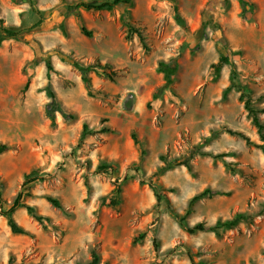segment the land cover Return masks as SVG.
<instances>
[{
    "label": "rangeland",
    "instance_id": "374dc122",
    "mask_svg": "<svg viewBox=\"0 0 264 264\" xmlns=\"http://www.w3.org/2000/svg\"><path fill=\"white\" fill-rule=\"evenodd\" d=\"M75 1L0 0L1 25L19 33L0 45V264H85L93 252L99 264H264V157L228 133L264 143L239 101L243 93L257 111L264 137V0H122L111 12L67 15ZM121 16L147 49L125 38ZM227 51L230 88L229 66L211 74ZM179 52L165 86L157 63ZM72 62L92 66L91 94ZM183 160L191 172L168 166ZM32 171L37 181L21 188ZM20 191L44 221L17 208L25 234H13L2 213ZM172 213L188 227L246 219L219 235L188 234Z\"/></svg>",
    "mask_w": 264,
    "mask_h": 264
},
{
    "label": "trees",
    "instance_id": "16d2710c",
    "mask_svg": "<svg viewBox=\"0 0 264 264\" xmlns=\"http://www.w3.org/2000/svg\"><path fill=\"white\" fill-rule=\"evenodd\" d=\"M238 2L243 8L247 5V3L244 0H238ZM121 3H122V0H110V1L100 2L97 4L85 2L83 0H76L73 3L66 5L65 9H66L67 15H73L75 17H79L80 11H83V12H111L112 10L117 8ZM173 11H174V19H175L176 23L178 25H180L181 27L185 28L184 22H183L182 18L180 17V15L178 14L176 7H174V6H173ZM120 20H121L122 25L126 28V31H127V35L125 36V38L128 40L131 38V36L133 34H136L138 39L142 43L143 49H147V47L143 43V37L141 36L140 32L133 29V27H131V25L125 21L124 17L121 16ZM1 23H2V21L0 20V45L5 40H16L17 41L19 39V33L17 31L11 30L10 28L3 27L1 25ZM80 30H81V33L85 37L91 36V33L86 31L83 27H81ZM180 55H181V52H179L177 55L169 58L166 61H159L157 63V71L162 75V80H163L165 86H171L174 79H175V76H176V74L178 72V68H179L178 59L180 58ZM72 66L79 72L81 82L85 86L87 93L91 94L90 79L87 77V73H88V71H90L92 69V66H90V65L84 66L78 62H72ZM224 66H229L231 68V70L229 72V83H230L229 88L233 87L235 85L234 79H235L236 73L234 70V63L231 60L230 52H228V51L224 52V53H220L218 55L216 63L211 65L212 80L214 81L219 77V73ZM46 67H47V70L49 71L50 70L49 65H47ZM97 67H99V66L97 65ZM47 93L51 97L52 101L46 105L45 112H46L47 118L50 121H53L54 120V114L53 113L56 110L55 109L56 107H55V103L53 102L52 93H50L49 90H47ZM160 94H161V89L158 91V93L152 95V97H151L152 101L158 100ZM244 98H245L244 94L241 93L239 96V101L242 102L243 109L247 113V116L250 119L253 126L257 129V133L260 136V140L263 141L264 137L261 135V131H262L263 127L258 120L257 111H255L252 108V106H250V102L247 99L244 100ZM63 117L64 118H70L69 116H65V115H63ZM82 130H83L82 137H84V134L87 130V127L83 126ZM101 132L109 133L111 131H110V129L102 128ZM228 133L231 135L240 137L241 139H243L245 141V143L247 145H253V146L257 147L258 149H260V151L264 157V143H262L261 145H254L253 143H251L249 141V139L246 136L242 135L241 133H235L232 131H228ZM134 142H135V140H134ZM5 150H7V147L0 146V153L5 151ZM203 155H206V154H203ZM224 157H225L224 154H220V155H215L212 158L221 159ZM161 160H164L163 157L161 158ZM168 166H183L187 169L188 172H191V166L188 163V161H186V160L176 161V162L174 161V162L168 164ZM156 175H157V173H155L153 175V177H155ZM35 181H37L36 172L32 171L29 174L23 176V180L21 182V188H24L25 186L32 184ZM149 186L153 190L155 197H156V201L158 203L161 200V197L158 195L156 189L154 187H152V183H150ZM118 191H119V187L117 188V192ZM208 194H209V192L205 190V191H202L201 193L193 196L192 198H190V200L188 201V206H187V209L185 210L184 215L188 214L190 208L192 207V205L195 202L205 198ZM25 196H26V193H24L22 191L18 192L16 194V196L14 197L9 209L2 213L6 217V221H7L8 227L10 229V232L13 234H25V231L15 223V221L12 217L14 211L17 208L24 207L22 205V200ZM46 200L53 207H55L57 209H61V206L59 205V203L56 200L49 198V197H47ZM0 203H1V193H0ZM113 204H114V202L109 203L110 206H112ZM24 208H25V210L29 216H31L36 222L42 224V222L44 221L43 218L38 216L35 213V210L33 207L25 206ZM172 215L175 219L178 220L179 226L182 227L183 230L185 232H187L188 234H195L197 232H202V231L208 230L210 232H213L215 235H219L220 232H222L224 230L232 229L239 222L244 221L246 219V217L243 215H236L231 220L224 221V222H217L212 227L205 228L201 224H196V225H193L191 227H188L183 223L182 217L178 216L176 213H172ZM143 236H144L143 234H141V235L139 234L137 239L140 240ZM85 264H99V255L97 253L93 252L91 254L90 261L85 263Z\"/></svg>",
    "mask_w": 264,
    "mask_h": 264
}]
</instances>
